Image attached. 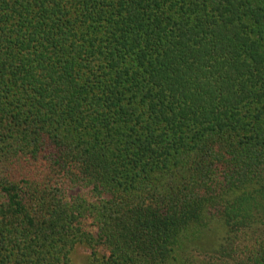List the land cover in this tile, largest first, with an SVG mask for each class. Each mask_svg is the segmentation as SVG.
I'll list each match as a JSON object with an SVG mask.
<instances>
[{
	"label": "trees",
	"instance_id": "1",
	"mask_svg": "<svg viewBox=\"0 0 264 264\" xmlns=\"http://www.w3.org/2000/svg\"><path fill=\"white\" fill-rule=\"evenodd\" d=\"M264 264V0H0V264Z\"/></svg>",
	"mask_w": 264,
	"mask_h": 264
},
{
	"label": "rangeland",
	"instance_id": "2",
	"mask_svg": "<svg viewBox=\"0 0 264 264\" xmlns=\"http://www.w3.org/2000/svg\"><path fill=\"white\" fill-rule=\"evenodd\" d=\"M91 250L83 244H78L72 253L73 264H90Z\"/></svg>",
	"mask_w": 264,
	"mask_h": 264
}]
</instances>
